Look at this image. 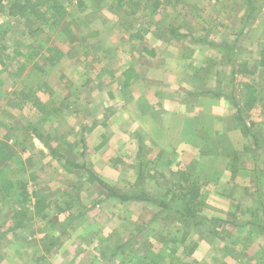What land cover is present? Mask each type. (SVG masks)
I'll list each match as a JSON object with an SVG mask.
<instances>
[{
	"label": "rangeland",
	"instance_id": "374dc122",
	"mask_svg": "<svg viewBox=\"0 0 264 264\" xmlns=\"http://www.w3.org/2000/svg\"><path fill=\"white\" fill-rule=\"evenodd\" d=\"M23 1L3 0L0 5V264L90 261L86 249L78 254L96 244L83 238L94 225L80 220L97 216L155 219L151 223L154 234L135 239L125 225L123 236L106 240V251H117L114 258H106L114 264H247L246 260L264 264L259 255L240 253L238 246L248 242L239 240L237 233L230 238L205 236L216 228L211 223L213 210L204 205L203 198L190 207L182 198L189 199L186 182L197 184L196 179L175 163L170 166L160 160V169L157 162L153 165L154 155L144 145L146 138L136 141L138 152L135 158L128 155L126 162H121L123 154L118 151L114 157L98 153L104 145L99 146V138L91 147L84 144L90 116L95 113L86 102L90 76L120 71L133 56L140 62L142 46H152L154 38L169 56L184 54V46L194 50L199 45L204 51H196L193 57L206 58L207 67L212 65L209 72L216 71L224 82L231 78L228 89L239 103V84L253 85L261 103L243 114V126H238H246L249 135L262 132L264 110L259 108L264 106V67L259 63L264 50V0H122L121 6L119 0H57L66 16L57 27L43 23L39 28L9 15V6ZM50 48L62 54L53 68L45 62ZM20 92L34 94L43 111L30 103L18 108ZM172 132L168 135L171 144L177 140V129ZM123 138L108 139L109 148L115 150ZM95 145L97 157L104 158L101 167L88 154ZM67 161L83 170L64 174ZM240 162L231 161L230 166L237 169ZM96 168L102 176L96 175ZM8 181L14 186L6 191ZM24 190L30 198L24 228L11 230ZM32 194L42 196L52 209L33 216ZM114 195L133 199L122 201ZM72 221V226L66 224ZM258 251L253 248L248 253ZM23 252V258L16 256Z\"/></svg>",
	"mask_w": 264,
	"mask_h": 264
},
{
	"label": "crops",
	"instance_id": "0c3cea01",
	"mask_svg": "<svg viewBox=\"0 0 264 264\" xmlns=\"http://www.w3.org/2000/svg\"><path fill=\"white\" fill-rule=\"evenodd\" d=\"M194 46V50L184 46V54L174 52L169 56L161 51L160 43L154 38L152 46H142L140 62H135L133 56L120 71L111 69L90 76L85 88L86 102L95 113L90 116L84 144L91 147L99 138V146L104 145L98 153L105 152L108 157H114L118 151L123 154L121 162H126L128 155L135 158L138 152L136 141L140 137L146 138L144 145L149 154L154 155L153 165L157 162L159 168L160 160L170 166L175 163L196 179L199 199L203 198L204 205L213 210L212 219L218 221L215 234L205 236L217 234L230 238L237 233L239 240L248 242L246 246H238L240 253L244 255L247 251L248 257L259 255L264 262V124L260 129L262 132L258 133V128V134H244L242 122L230 101L231 97L236 98L228 89L231 78H224L227 79L224 82L216 71L209 72L212 65L207 67L206 58L193 57L196 51L204 50L199 45ZM186 51L189 55L185 57ZM262 109L264 106L259 111ZM173 129H177V140L171 144L168 135ZM116 135L125 138L115 150L110 149L108 139ZM97 145L88 154L95 164L100 162L98 167H101L104 158L99 159L95 154ZM258 155L262 158L259 159ZM231 161H241L242 166L232 169ZM76 171L64 174L70 176ZM97 172L96 175H103L98 169ZM80 221L94 225L85 230L83 238L96 244L84 247L78 254L85 253L86 249V257L92 260L75 264H114L106 258H114L117 251L108 253L105 242L109 237L123 236L128 228L135 239L143 234H154L151 223L155 219L150 217L97 216ZM112 223L115 226L108 227ZM66 224L72 226L74 221ZM125 225L130 227L126 229ZM203 246L202 243L199 248ZM253 248L259 251L251 255L248 251ZM16 256L23 258L25 254L17 253ZM251 264L256 262L252 260Z\"/></svg>",
	"mask_w": 264,
	"mask_h": 264
},
{
	"label": "trees",
	"instance_id": "16d2710c",
	"mask_svg": "<svg viewBox=\"0 0 264 264\" xmlns=\"http://www.w3.org/2000/svg\"><path fill=\"white\" fill-rule=\"evenodd\" d=\"M97 1V0H95ZM103 1V0H98ZM3 0H0V5L2 4ZM118 6L122 5V0H119ZM153 7L156 9L158 8V3L154 2ZM9 15L19 17L20 19L29 21L31 25H37L38 28L39 25H42L43 23H46L47 25L51 27H57L64 17L66 16L67 12L65 7L57 0H25L21 3L15 2L11 4L8 8ZM32 21V22H31ZM38 28H35V30H38ZM31 33V32H30ZM131 38L139 39L138 36H132ZM264 42V41H263ZM50 55L45 58V62L48 64L49 67L53 68L56 62L58 61V58L62 56V54L53 49L50 48L48 50ZM17 56H20V54L17 53ZM2 65V62L0 61V66ZM260 67H264V50L260 53ZM26 64L22 65L19 70H17L18 73H21L25 69ZM231 74H234L233 72ZM126 87L127 85L124 84ZM239 92H240V103L236 100V98L231 97L230 101L233 105V107L236 110L237 115H239V120L243 122L242 115L246 112L251 111L254 109L258 103H261V100L257 96V90L256 88L247 83L239 84ZM19 96L22 98L21 104H18L17 107L20 108L26 103H30L36 110L43 111L44 106L43 104L38 100L34 94L20 92ZM244 110V113H242V110ZM246 126L243 128L244 134L247 135V131L245 130ZM232 168V167H231ZM72 170H83L82 166H79L77 164H73L70 162L64 163V171L67 173H70ZM187 188H186V195L188 196V200L185 202V197L182 196L184 200V204L187 207H190L194 205L195 203H198L197 200L200 197V190L199 187L194 184L193 182H186ZM13 182H6L4 189L6 191H9L13 189ZM28 193L26 190L23 191V198L21 202V209L18 210V212L15 213L13 219L15 220V223L11 230H19L24 228V223L26 220V217L28 215V204L30 203V198L27 195ZM32 197L35 199L34 203L32 205L33 209V216H39L43 214L46 210L50 208L49 204L44 202V198L42 196H37V194H32ZM114 197H117L118 199L122 201H128L133 198L121 196V195H114ZM211 223L216 226L218 224L217 220L212 219ZM210 234H215L214 231H210ZM195 246H193L194 248ZM193 250V249H192ZM191 250V251H192ZM41 261V259H39Z\"/></svg>",
	"mask_w": 264,
	"mask_h": 264
}]
</instances>
